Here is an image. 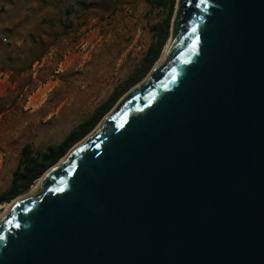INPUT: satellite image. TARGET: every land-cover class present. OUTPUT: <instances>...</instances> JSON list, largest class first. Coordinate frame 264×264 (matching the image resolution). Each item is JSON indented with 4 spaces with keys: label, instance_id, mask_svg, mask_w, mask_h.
Masks as SVG:
<instances>
[{
    "label": "water",
    "instance_id": "water-1",
    "mask_svg": "<svg viewBox=\"0 0 264 264\" xmlns=\"http://www.w3.org/2000/svg\"><path fill=\"white\" fill-rule=\"evenodd\" d=\"M170 29L0 216V264H264V0H177Z\"/></svg>",
    "mask_w": 264,
    "mask_h": 264
},
{
    "label": "rangeland",
    "instance_id": "rangeland-1",
    "mask_svg": "<svg viewBox=\"0 0 264 264\" xmlns=\"http://www.w3.org/2000/svg\"><path fill=\"white\" fill-rule=\"evenodd\" d=\"M55 1L0 0V194L27 143L34 151L59 143L125 83L151 44L150 26L164 16L145 0H59L65 8L87 4L62 30Z\"/></svg>",
    "mask_w": 264,
    "mask_h": 264
},
{
    "label": "trees",
    "instance_id": "trees-1",
    "mask_svg": "<svg viewBox=\"0 0 264 264\" xmlns=\"http://www.w3.org/2000/svg\"><path fill=\"white\" fill-rule=\"evenodd\" d=\"M145 1L152 8H162L164 10V16L158 23L150 26L152 41L141 63L129 75L123 85L115 88L108 99L97 107L85 122L73 128L62 141L50 144L44 151H34L32 144L27 143L21 151L19 162L13 172L10 187L0 194V204L10 202L26 193L49 168L57 164L74 145L85 138L97 126L103 117L116 105L118 100L132 86L144 78L159 59L170 36L171 22L177 0ZM53 3H55V7L59 12L58 22L63 28L62 30L73 28L74 23L71 20V16L77 13V5L81 8V11H84L87 7V4L82 1L77 2L76 5L67 6L66 8L61 6L59 0Z\"/></svg>",
    "mask_w": 264,
    "mask_h": 264
},
{
    "label": "bare ground",
    "instance_id": "bare-ground-1",
    "mask_svg": "<svg viewBox=\"0 0 264 264\" xmlns=\"http://www.w3.org/2000/svg\"><path fill=\"white\" fill-rule=\"evenodd\" d=\"M171 39H172V37H169V39H168V41H167V43H166V45H165V47H164V50H163V52H162V54H161V57L159 58V60L157 61V63H156V66H159V65H161L162 63H163V61H164V59H165V56H166V53H167V50H168V48H169V45H170V42H171ZM147 77H149V76H147ZM147 80V78L144 80V81H146ZM142 83H143V81H142ZM141 84V83H140ZM64 159L65 158H63L62 160H60L54 167H56V166H59L63 161H64ZM54 167H52V168H54ZM51 168V169H52ZM50 169V170H51ZM46 175V174H45ZM44 177V176H43ZM43 177H41L34 185H32V187H31V189L27 192V193H25V194H23V195H20L19 197H17V198H15V199H13L11 202H5V203H3V204H1L0 205V216L3 214V212L14 202V201H16V200H18V199H20V198H22V197H25V196H27V195H30V194H32V193H34L35 192V190L37 189V187H38V185H39V183H40V181L42 180V178Z\"/></svg>",
    "mask_w": 264,
    "mask_h": 264
},
{
    "label": "crops",
    "instance_id": "crops-1",
    "mask_svg": "<svg viewBox=\"0 0 264 264\" xmlns=\"http://www.w3.org/2000/svg\"><path fill=\"white\" fill-rule=\"evenodd\" d=\"M84 59V58H83Z\"/></svg>",
    "mask_w": 264,
    "mask_h": 264
}]
</instances>
